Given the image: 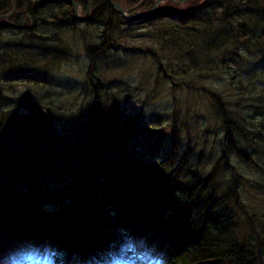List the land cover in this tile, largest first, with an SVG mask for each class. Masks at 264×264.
Here are the masks:
<instances>
[{
	"label": "trees",
	"instance_id": "trees-1",
	"mask_svg": "<svg viewBox=\"0 0 264 264\" xmlns=\"http://www.w3.org/2000/svg\"><path fill=\"white\" fill-rule=\"evenodd\" d=\"M75 1L85 13L90 0ZM156 1L146 0L139 9L152 10ZM91 12L93 21L106 17L102 35L116 34L113 42L124 48L134 45V26L145 29L147 44L157 43L147 52L164 79L210 78L213 72L226 79L217 92L200 87L220 123V157L209 169L205 151L194 160L192 141L184 156L177 154L180 137L174 130L169 156L146 163L128 152L129 129L111 132L107 118L114 114L108 115L96 94L73 150L79 154L65 152L69 161L62 166L51 160L42 165L35 154L32 171L27 160L40 150L32 143L37 134L23 125L17 144L11 143L10 120L1 114L6 104L19 106L21 95L14 102L6 93L14 81L37 82L29 70L61 68L67 59L60 36L74 33L81 23L67 0H0V118H5L0 119V264H6L14 245L54 249L56 264L84 250L107 264L133 239L162 255L165 264H264V70L249 74L242 69L244 55H264V0L164 1L137 22L124 19L108 0H96ZM110 38L87 46L90 72L98 73L95 53ZM22 162L28 170L21 169ZM63 176L71 180L43 187ZM22 180L28 184L24 190L10 189L8 183L20 186ZM249 192L260 201H251Z\"/></svg>",
	"mask_w": 264,
	"mask_h": 264
},
{
	"label": "rangeland",
	"instance_id": "rangeland-1",
	"mask_svg": "<svg viewBox=\"0 0 264 264\" xmlns=\"http://www.w3.org/2000/svg\"><path fill=\"white\" fill-rule=\"evenodd\" d=\"M190 1L199 2L188 0L184 4ZM142 2L145 3L146 0H115V3L127 11V15H133L131 18H139V15L150 13L151 8L143 11L139 9ZM172 2L175 4L173 0ZM14 11L15 7L10 15ZM79 14L80 17L85 16L83 11ZM92 17L91 12L88 19L91 23L87 21L81 23L74 33L69 32L63 37L60 36V47L66 51L67 59L61 68L50 73L37 69L29 70L27 73L37 77L38 81H14L13 87L8 89L11 91L10 94L6 93L7 100L14 102L16 97L21 95L19 106L6 104L5 111L1 114L11 123L7 137L16 141L19 135H22L23 125L29 127V134L31 130L37 134L32 143H35V148L39 146L40 150L32 151L30 158L28 154L27 166L34 171L33 164L37 161L35 154L40 157L42 165L48 164V161L50 163L51 160L52 163L55 161L57 166H62V162L67 159L65 152L68 153L70 150L71 155V151L78 150V142L85 132L87 120L97 98L96 94H99L98 100L104 106V110L109 112L110 116V112L114 114L109 120L111 123L109 126L114 129L113 133L120 134L121 130L129 129L128 152L131 155H140L150 164L164 161L172 152L170 140L172 132L176 130L180 137L177 154L182 155L186 145L192 141V145L196 146L194 160L205 151L206 163L211 169L220 157L223 135L220 123L200 87L208 91H217V87L220 86L218 83L226 82V79L217 75V72H213L210 78L202 76L193 77L192 80L189 77L164 79L158 71L160 65L147 52L156 48L157 43L153 41L147 44L148 40L142 36L146 32L145 29H140L138 25L134 26L135 37L131 40L134 45L125 49L126 45L120 46L113 42L116 34H112L111 38L110 35H102L101 29L104 28L103 23L107 22L106 17H94V21L98 22L96 24L93 23ZM100 20L103 22L99 23ZM6 36L8 34L4 32V38ZM109 38L111 41L103 51L95 53L93 60L94 69L97 68L99 74L94 70L90 72L92 58L87 55V46L97 47ZM11 42L16 43L15 40ZM114 44L117 47L113 46ZM2 67L0 65V71ZM242 69L249 74L257 73L259 69L264 70V55L261 53L244 55ZM193 83L196 87L189 86ZM3 116L0 119L5 120ZM152 123H157V127ZM72 154L79 153L73 151ZM24 158L23 156L22 159ZM14 162L15 160L10 161L11 164ZM72 167L75 168V164ZM21 169L28 170L25 163ZM69 180L71 178L63 176L59 182H46L43 187L58 188L61 183ZM249 193L251 201H260V196Z\"/></svg>",
	"mask_w": 264,
	"mask_h": 264
},
{
	"label": "clouds",
	"instance_id": "clouds-1",
	"mask_svg": "<svg viewBox=\"0 0 264 264\" xmlns=\"http://www.w3.org/2000/svg\"><path fill=\"white\" fill-rule=\"evenodd\" d=\"M54 256L50 249L22 248L9 256L6 264H55ZM107 264H165V260L143 241H130L119 253L113 254Z\"/></svg>",
	"mask_w": 264,
	"mask_h": 264
},
{
	"label": "water",
	"instance_id": "water-1",
	"mask_svg": "<svg viewBox=\"0 0 264 264\" xmlns=\"http://www.w3.org/2000/svg\"><path fill=\"white\" fill-rule=\"evenodd\" d=\"M69 1H70V3H71L72 6H73V9H74V12H75V17H76L80 22H84V21H86V19L89 17V14H90V6H91V4H92L94 1H96V0H91V1L89 2V4H88V11H87V14H86L85 17H80V16H79V8H78L79 6H78V4H77L76 2H74L73 0H69ZM108 1H109L110 6H111L112 8H114L115 10H117L118 12H120L126 20H130V21H131V20L138 19V18H135V17L131 18L133 15H131V16L127 15V14H126L127 11H126L121 5L115 3L113 0H108ZM171 1H172V0H171ZM186 1H188V0H181V1H175V2H177V3H183V2H186ZM161 2H163V0H157V2H155V5H154L153 10H152L149 14H146V15H139V18L147 17V16L152 15L153 13H155L156 10H157V8H158V5H159Z\"/></svg>",
	"mask_w": 264,
	"mask_h": 264
},
{
	"label": "bare ground",
	"instance_id": "bare-ground-1",
	"mask_svg": "<svg viewBox=\"0 0 264 264\" xmlns=\"http://www.w3.org/2000/svg\"><path fill=\"white\" fill-rule=\"evenodd\" d=\"M214 91H216V90H214ZM217 92V91H216ZM90 118H91V115H90V117L88 118V120H87V123H89V120H90ZM108 119V122H109V120H111V119H109V118H107ZM109 124L111 125V123L109 122ZM110 127V129H111V132L112 131H114V129L112 128V126H109ZM9 140L11 141V143L12 142H14V143H16L17 144V141H15V140H13L11 137L9 138ZM49 156H51L50 154H49ZM15 173H17V172H15ZM19 176V175H18ZM17 179V178H16ZM9 181H7L6 183H8ZM20 186L19 185H17V184H14V183H12V182H10V183H8V185H10V189H12V190H17V189H20V190H24L23 188L25 187V186H27L28 184H27V182L26 181H24V180H22V181H20ZM23 183V184H22ZM30 198V197H29ZM110 200H112L111 198H109ZM112 202V201H111ZM48 210L49 211H54V208H48Z\"/></svg>",
	"mask_w": 264,
	"mask_h": 264
}]
</instances>
